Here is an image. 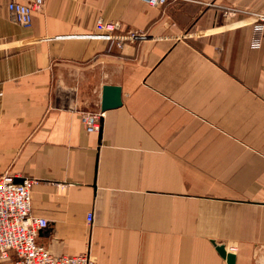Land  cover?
<instances>
[{
	"label": "crops",
	"instance_id": "0c3cea01",
	"mask_svg": "<svg viewBox=\"0 0 264 264\" xmlns=\"http://www.w3.org/2000/svg\"><path fill=\"white\" fill-rule=\"evenodd\" d=\"M8 1L0 171L35 181L38 242L98 264H227L217 246L264 264V0H43L27 27ZM98 19L144 39L83 37ZM104 86L119 107L101 110Z\"/></svg>",
	"mask_w": 264,
	"mask_h": 264
},
{
	"label": "built area",
	"instance_id": "2783aa9c",
	"mask_svg": "<svg viewBox=\"0 0 264 264\" xmlns=\"http://www.w3.org/2000/svg\"><path fill=\"white\" fill-rule=\"evenodd\" d=\"M153 8L164 7L169 0H137ZM43 0H9L7 10L15 24L27 27L32 23L34 12L41 9ZM233 11L225 12L229 17ZM264 22V14L256 15ZM83 37L108 42L121 48L125 42L144 39L143 36H127L119 33L117 23L98 19L93 32ZM102 113H82L80 122L87 133L101 129ZM35 181L18 178L0 171V261L8 264H98L88 254L58 255L51 253L38 242L39 234L47 229L48 222L31 216V189ZM90 215L87 221L91 222Z\"/></svg>",
	"mask_w": 264,
	"mask_h": 264
},
{
	"label": "water",
	"instance_id": "95a60500",
	"mask_svg": "<svg viewBox=\"0 0 264 264\" xmlns=\"http://www.w3.org/2000/svg\"><path fill=\"white\" fill-rule=\"evenodd\" d=\"M121 105V90L115 86H104L102 91L101 110L115 109ZM219 256L226 260L227 264H234L235 255L227 252L224 246L216 248Z\"/></svg>",
	"mask_w": 264,
	"mask_h": 264
}]
</instances>
